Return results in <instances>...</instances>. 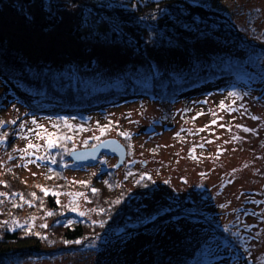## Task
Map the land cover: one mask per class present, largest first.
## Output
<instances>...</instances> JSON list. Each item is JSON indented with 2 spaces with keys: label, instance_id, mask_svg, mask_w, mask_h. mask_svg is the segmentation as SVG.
Wrapping results in <instances>:
<instances>
[{
  "label": "rangeland",
  "instance_id": "rangeland-1",
  "mask_svg": "<svg viewBox=\"0 0 264 264\" xmlns=\"http://www.w3.org/2000/svg\"><path fill=\"white\" fill-rule=\"evenodd\" d=\"M231 7L245 15V22L252 17L264 26V0H236ZM51 11L56 16L45 28L42 24L50 19L49 15H54ZM51 11L39 0H0V31L30 59L71 65L81 75L92 74L96 69L107 71H102L105 75L112 74L116 66L139 59L148 60L149 68L157 71L175 70V67L191 63L189 49L183 40L175 47L146 48L144 57L118 41L95 40L72 32L70 28L78 24V8ZM102 26L107 31L111 28L105 21ZM193 48L197 60L209 59L217 51L237 56L247 54L245 48L234 42L212 39L197 42ZM248 61V74L241 85L244 91L235 89L232 92L237 95L211 94L192 103L175 100L170 108L161 106L157 100L143 103L127 100L126 104L108 109L105 116H111L118 123L111 137L118 138L127 148L120 166L117 165L118 156L111 150L101 153L94 163L62 161L72 185L60 192L59 202L69 210L65 219L81 216V211L87 213L81 217L98 219L96 212L91 211L93 207L81 198L85 192L80 189V181H90L81 172L109 167L118 169L122 180L125 178L123 170L132 168L153 176L154 201L170 208L191 203L192 206H188L193 214H202V219L188 214L154 224L155 203L147 200L149 206L142 218L117 224L120 228L114 227V234L98 236L85 245L86 249L44 259L26 258L19 264H181L199 255L204 256V264H264V60ZM1 96L2 92L0 121L15 120L16 123L0 127V134L13 132L17 140L11 149L7 148L8 139L0 143V168L13 165L23 177L32 181L42 176L44 165L53 156V148L42 138L45 129L51 133L53 122L26 113L11 98ZM221 102L235 111L222 109ZM192 105H195L194 111ZM213 120L217 123L212 124ZM41 125L43 128L39 127ZM246 128L254 131H246ZM85 129L72 150L87 147L85 144L90 139L96 140L94 146L100 142L96 138L103 134V128ZM118 129L120 133L117 134ZM122 132L130 135H121ZM29 143L41 147L29 148L26 154L22 150ZM194 147L196 159L191 153ZM11 151H16L15 159L9 158L13 155ZM128 185L134 190L131 182ZM13 199L10 194L0 197V214L10 212L15 216V223L18 221L35 229L47 225L44 228L49 229L56 222L47 214L55 212L50 209L33 218H27L29 208L26 205L23 211H12L9 206ZM73 202L77 211L71 210ZM122 227L142 228L143 231L122 234Z\"/></svg>",
  "mask_w": 264,
  "mask_h": 264
},
{
  "label": "trees",
  "instance_id": "trees-1",
  "mask_svg": "<svg viewBox=\"0 0 264 264\" xmlns=\"http://www.w3.org/2000/svg\"><path fill=\"white\" fill-rule=\"evenodd\" d=\"M39 1L49 11L78 8V24L70 30L79 35L91 36L95 40L118 41L144 57L146 48L175 47L179 40H183L192 58L191 63L175 67V70L157 71L149 68L148 60L139 59L116 66L113 73L109 72L112 74L105 75L102 73L105 70L96 69L92 74L81 75L71 65L30 59L8 35L0 31L1 98L8 96L26 113L48 118L53 122L51 133L56 134L52 138L60 136L56 146L52 147L53 156L44 165L41 177L29 181L13 165L0 168V193L14 196L9 206L12 211H23L26 205L29 208L27 218H33L50 209L55 211L51 216L56 221L49 229L42 227L45 231L41 227L35 229L22 223L17 226L13 221L15 216L10 212L0 214V264H19L26 258L44 259L59 253L86 249L85 245L98 236L113 232L114 227L120 228L117 224H124L136 217L142 218L149 206L147 200L155 203L154 224L193 214L188 206H192L191 203L177 206V210L154 201L153 176L132 168L123 170L125 178L122 180L118 169L109 167L81 172L90 181L80 185V189L85 192L81 198L95 210L98 217L96 221L106 223L101 226L93 223L95 220L79 215L65 219L69 210L57 200L60 192L72 188V185L70 180L68 182L62 161H71L70 151L87 130L86 127L104 129L98 137L99 141L112 136L118 123L111 116H105L108 109L126 104L127 100L140 103L157 100L161 106L170 108L175 100L192 103L211 94L225 96L235 89L243 90L241 85L248 74V59L264 60V26L257 24V20L252 17L245 22V15L231 7L236 0ZM52 13L54 15H49L50 19L42 24L43 27L50 26L49 23L56 16ZM103 21L111 25L108 31L104 30ZM207 39L234 42L245 48L247 54L237 56L231 52L217 51L209 59H195L194 44ZM194 106L192 111L195 110ZM92 117H95L94 121ZM64 136L68 139H64ZM7 139V148H14L17 134L9 132ZM95 142L90 139L85 146L94 145ZM12 151V158L15 159L16 151ZM129 182L133 184L134 190L129 187ZM38 186L48 188L49 193L45 195ZM92 188L98 189V192L93 193ZM53 192L59 195H53ZM16 194H22L24 199L21 200ZM118 199L120 203H116ZM25 201L32 203L29 205ZM100 209L105 211L101 212ZM192 217L202 219V214H193ZM69 220L73 221L71 225L67 224ZM5 221L8 223L5 224ZM141 231L142 228L121 229L122 234ZM203 257L199 255L181 264H204Z\"/></svg>",
  "mask_w": 264,
  "mask_h": 264
},
{
  "label": "snow or ice",
  "instance_id": "snow-or-ice-1",
  "mask_svg": "<svg viewBox=\"0 0 264 264\" xmlns=\"http://www.w3.org/2000/svg\"><path fill=\"white\" fill-rule=\"evenodd\" d=\"M230 95H237V93H230ZM220 107H221L222 109H224V108H228L229 111H235V109H232L230 106L225 105L223 102H221ZM200 114L202 115L203 113H200ZM214 115H215V113H214ZM259 118H260V117H254V119H259ZM220 119H222V117H221ZM33 122H35V118H33ZM6 123H12V124H15L16 121H15V120H13V121H11V122L0 121V127L4 126ZM211 123H212V124H215V123H217V121H216V120H213V121H211ZM224 126H225V125H221V127H224ZM21 127H23V125H21ZM39 127H40V128H43L42 125L39 126ZM105 127H107V126H105ZM237 127H242V126H241V125H237ZM203 130H204V129H198V131H203ZM245 130H246V131H254V129H248V128H246ZM29 131H34V130L29 129ZM44 131H45V137H42V138H46L47 146H48L49 148L56 146L57 141L60 139V136H57L56 139H53L52 137H53L54 135H56V134H53V133H47V130H46V129H45ZM102 131H104V129H102ZM37 135H38V136L40 135L39 132H37ZM121 135L129 136L130 133L122 132ZM177 135H179V133H178ZM7 136H8V133H7V132H4V133L0 134V143L5 142L6 139H7ZM63 138H64V139H68L67 136H64ZM96 139H98V138H96ZM85 143H86V142H85ZM209 143H211V141H209ZM200 146L203 147V145H200ZM39 147H41V146H40V145H37V144L29 143V145L27 146V148L24 149V150H22V151H24V152L27 154V150H28L29 148H30V149H38ZM191 153H192V158H193V159H196V156L194 155V153H195V147L191 150ZM33 154H35V153H33ZM9 158L11 159L12 157H9ZM39 158H40V159H43L44 157H39ZM29 162H31V161H29ZM53 163H55V160H54V159H53ZM234 171H235V170H234ZM131 174H132V173H129V175H131ZM144 175H147V174H144ZM149 178H150V177H149ZM141 179H143V176L141 177ZM80 183H84V184H86V183H88V182H87V181H80ZM137 183H140V181H137ZM38 187L41 188V190L44 192L45 195H47V194L49 193V191H50L48 188H44L43 186H38ZM91 191H92L93 193H96V192H98V189L92 188ZM7 195H9V194H7V193H0V196H7ZM16 195H19L21 200L24 199V197H23L22 194H16ZM32 195L35 196V193H32ZM53 195H59V194L53 192ZM69 195H72V196H81V195H83V194H81V193H69ZM25 203H28L29 205H31L32 201H25ZM57 203H59V200H57ZM116 203H120V200L118 199V200L116 201ZM16 206H17V207H20L21 205H16ZM222 207H223V206H222ZM71 210H72V211H77V210H78L77 205H76L75 202L72 203ZM91 211H95V210L93 209V210H91ZM100 211L103 212V211H105V209H100ZM47 214H48V215H52L53 213H52V212H48ZM79 214H80L81 216L87 215V213L82 212V211H81ZM4 223L7 224L8 222L5 221ZM72 223H73V221H71V220H69V221L67 222L68 225H71ZM93 223H99L101 226H103V224L106 223V222H105V221H93ZM16 224H17V226H21V225H19V222H18V221H16ZM44 227H47V225H44ZM36 235H39V233H36ZM65 243H71V241H65ZM76 243H79V241H76Z\"/></svg>",
  "mask_w": 264,
  "mask_h": 264
},
{
  "label": "water",
  "instance_id": "water-1",
  "mask_svg": "<svg viewBox=\"0 0 264 264\" xmlns=\"http://www.w3.org/2000/svg\"><path fill=\"white\" fill-rule=\"evenodd\" d=\"M111 150L118 156L117 165L120 166L127 155L126 146L115 137H107L101 140L97 145L73 149L70 151V158L75 162L94 163L99 155Z\"/></svg>",
  "mask_w": 264,
  "mask_h": 264
}]
</instances>
